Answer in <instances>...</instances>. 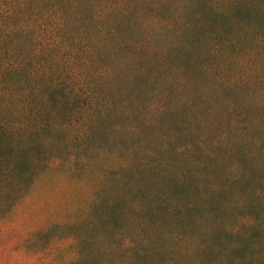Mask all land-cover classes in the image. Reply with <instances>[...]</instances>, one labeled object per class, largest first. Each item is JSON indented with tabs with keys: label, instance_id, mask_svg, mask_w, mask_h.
<instances>
[{
	"label": "trees",
	"instance_id": "obj_1",
	"mask_svg": "<svg viewBox=\"0 0 264 264\" xmlns=\"http://www.w3.org/2000/svg\"><path fill=\"white\" fill-rule=\"evenodd\" d=\"M240 10L253 12L247 28L228 34ZM199 42L196 72L185 70ZM198 72H213V87L197 90ZM114 148L121 163L76 223L70 264L177 262L188 243L239 264L244 241L260 232L264 246V215L234 213L245 181L264 211V0H0V197L55 160L76 170ZM179 185L225 192V204L181 198Z\"/></svg>",
	"mask_w": 264,
	"mask_h": 264
},
{
	"label": "rangeland",
	"instance_id": "obj_2",
	"mask_svg": "<svg viewBox=\"0 0 264 264\" xmlns=\"http://www.w3.org/2000/svg\"><path fill=\"white\" fill-rule=\"evenodd\" d=\"M252 14L253 12L241 10L235 12L237 19L235 25L233 26L232 23L229 24L226 21L223 26L228 34L242 28L245 30L247 28L245 21L251 18ZM213 23V21H210V24L213 25ZM210 24L207 25L212 26ZM242 35L245 36V33ZM190 48L189 56L184 57V62L187 63L185 70L196 72V70H191L192 65L194 66V63L198 62V53L203 49V46L199 42L193 43ZM192 55L193 61L191 59ZM232 66L236 67L235 65ZM189 71H185L187 73L186 77L189 76ZM190 75L197 77V82H193L197 90L200 88L206 89L210 84L209 81H215L213 72L211 74L209 72L206 74L198 72ZM211 87L213 86L210 84ZM244 91L238 92L243 95L245 94ZM211 92L215 98H219L221 95L234 96L233 91L224 90L223 88H217ZM166 119H168L167 125L174 127L178 124L177 121L169 120L168 117ZM117 146L119 147V145ZM119 154L120 149L114 148L107 157H103L94 164H87L84 167L77 165V168H83V170L77 168L74 170L75 165L69 160L62 162L55 160V165L51 168H45L43 172L38 174L33 184L27 187L20 196H16L12 192L10 197H0V264H70L76 260L78 256V239L81 240L80 229L76 227V223L85 218L91 211L93 202H95L99 193L103 170L118 166L121 163L122 158L119 157ZM198 156L199 154L195 155V157ZM214 170L218 173L215 168ZM219 171L224 173V170ZM209 172L208 168L201 171L205 174ZM234 187L237 190H242L241 200L244 201L243 207L234 210L236 220H244L246 214L264 215L262 207H256L251 203L249 192L252 185L249 181L236 183ZM204 188H206L204 185L194 189L179 185L176 189L178 196L181 198H186L187 192H189L196 196L200 203L221 200L220 202L225 204L224 200L227 197L225 192L217 197L211 191L204 192ZM205 194H208V196L206 197ZM213 210L217 211V205H213ZM259 236H263V234L259 232L255 238H252L249 242L244 241L241 248L235 250L234 256L240 258L239 264H264V259L260 258V256H264V246L253 243ZM86 247L90 250L95 248L93 244H90L89 247L86 245ZM225 249L223 246L200 248L196 245L191 246L188 243L178 249L183 254V258H180L177 262L161 260L157 263L214 264V261L221 262L223 260L224 255L227 253ZM216 259L219 260L216 261ZM223 262L233 264L229 259ZM79 264L115 263L97 261L79 262ZM146 264L155 263L149 260Z\"/></svg>",
	"mask_w": 264,
	"mask_h": 264
}]
</instances>
